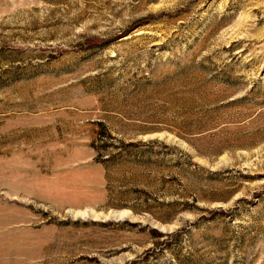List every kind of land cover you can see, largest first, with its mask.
Here are the masks:
<instances>
[{
	"label": "rangeland",
	"instance_id": "374dc122",
	"mask_svg": "<svg viewBox=\"0 0 264 264\" xmlns=\"http://www.w3.org/2000/svg\"><path fill=\"white\" fill-rule=\"evenodd\" d=\"M0 264H264V0H0Z\"/></svg>",
	"mask_w": 264,
	"mask_h": 264
}]
</instances>
